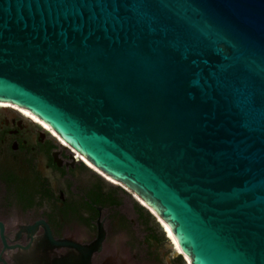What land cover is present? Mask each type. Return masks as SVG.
<instances>
[{
    "label": "water",
    "instance_id": "water-1",
    "mask_svg": "<svg viewBox=\"0 0 264 264\" xmlns=\"http://www.w3.org/2000/svg\"><path fill=\"white\" fill-rule=\"evenodd\" d=\"M0 101L140 198L191 264H264V0H0ZM103 235L17 264H90Z\"/></svg>",
    "mask_w": 264,
    "mask_h": 264
},
{
    "label": "flooded vegetation",
    "instance_id": "flooded-vegetation-1",
    "mask_svg": "<svg viewBox=\"0 0 264 264\" xmlns=\"http://www.w3.org/2000/svg\"><path fill=\"white\" fill-rule=\"evenodd\" d=\"M19 114L30 117L39 123V127L28 123ZM41 123L44 122L25 109L0 101V264H17L22 248L35 241L46 247L64 239L80 246H90L98 238L100 229L104 232L103 240L100 250L92 253L90 264H102L112 250L128 253L136 264L179 263L178 257L172 254L167 257L166 246L157 243L158 235L150 227L142 240L144 244L154 240L158 245L156 248L146 251L140 248L131 253L127 249V240L123 241L126 245L123 250L117 247L121 227L129 225L125 216L116 215L120 199L113 190L86 174L67 153V150L73 153L75 150ZM52 136L61 146L53 141ZM79 155V161L105 179L97 168L89 166ZM109 179L105 180L123 186ZM163 227L168 234L164 224ZM170 240L173 242L171 247L179 250L171 237ZM65 252L63 246L53 245L47 249V257L42 259L52 262Z\"/></svg>",
    "mask_w": 264,
    "mask_h": 264
},
{
    "label": "rangeland",
    "instance_id": "rangeland-1",
    "mask_svg": "<svg viewBox=\"0 0 264 264\" xmlns=\"http://www.w3.org/2000/svg\"><path fill=\"white\" fill-rule=\"evenodd\" d=\"M27 122L30 123L29 121ZM67 151H68L67 153L69 154L70 150H67ZM76 164L79 165L81 169L86 171V174L90 175L91 177H95L97 180H99L102 184H104L107 188H109L110 191L113 190L116 196L120 199L119 206H117L115 209L116 215L121 214L125 216L127 218V221H129V225L124 228L121 227L120 229V232H119L120 238H118V241H117V247L119 249L123 250L126 247V245L123 242L125 240L129 242L128 243L129 247H127V249L131 251V253L137 252V250L140 248H142V250H145V251L150 250L152 247L156 248V246L158 245L155 244L154 240L147 244H144L142 240V238L145 236V231L148 229L147 227H150L152 228L154 233L158 235L157 243H159L161 246H163V244L166 246V251L169 252L167 257L170 254H172V247L166 241V238L162 230L159 227V225H161L160 222L157 220L156 217L153 218L151 216V213L147 209L141 207V205L134 199L133 195L131 194L129 190H127L123 186L113 185L109 183L108 181L103 179L101 176L96 175L95 172H92L89 169H87L79 160L76 161ZM129 210L131 213L130 214L126 213ZM156 221L159 223V225L156 223ZM178 258L180 259V262L177 264H185V262L183 261L181 257L178 256ZM148 264H157V263L148 262Z\"/></svg>",
    "mask_w": 264,
    "mask_h": 264
},
{
    "label": "bare ground",
    "instance_id": "bare-ground-1",
    "mask_svg": "<svg viewBox=\"0 0 264 264\" xmlns=\"http://www.w3.org/2000/svg\"><path fill=\"white\" fill-rule=\"evenodd\" d=\"M26 110V109H25ZM26 111H28V110H26ZM29 112V111H28ZM35 116V115H34ZM27 117V116H26ZM30 118V117H29ZM39 124V123H38ZM41 125H43V127H49L48 125H45V123H41ZM47 132H49V131H47ZM53 137V136H52ZM54 138V137H53ZM69 145V144H68ZM70 146V145H69ZM70 153H72V155L75 157V159L78 161L79 159L77 158V154L79 155V153H77L76 151H75V153H73V152H71L70 151ZM79 157H81V155H79ZM81 159H84L85 161H86V163L89 165V166H91V167H93L94 169H96V167L91 163V162H89L86 158H84V157H81ZM82 162V161H81ZM83 163V162H82ZM83 164H85V163H83ZM86 167H87V165H85ZM87 168H89V167H87ZM90 169V168H89ZM98 171H99V173H101V175H104L105 176V179H109V178H111V177H109L108 175H106V174H104L103 172H101L99 169H98ZM109 181H113V183H115V182H118V181H116L115 179H113V178H111V179H109ZM119 184H121L120 182H118ZM122 185V184H121ZM125 187V186H124ZM126 188V187H125ZM127 189V188H126ZM129 190V189H128ZM130 191V190H129ZM131 192V191H130ZM136 196V195H135ZM133 197H134V195H133ZM137 197V196H136ZM134 199L139 203V201L138 200H140V202L143 204V205H145V206H147L140 198H138L137 197V199L134 197ZM141 205V204H140ZM142 205V206H143ZM145 206H143V207H145ZM148 207V206H147ZM150 210H152L150 207H148ZM153 211V210H152ZM153 213L155 214V212L153 211ZM156 215V214H155ZM157 216V215H156ZM158 218H159V216H157ZM159 220L162 222V227H163V224L165 225V227L167 228V231H168V234H167V232L165 231V234H167L168 235V237L170 236L171 238H172V240L173 241H175L174 243H175V246H177L178 248H179V250H177V251H180V253H181V255H182V258L184 259V262H185V264H191V261H190V259L181 251V249H180V247L178 246V244H177V242H176V240H175V237H174V235L172 234V232H171V230L169 229V227L167 226V224L163 221V220H161L160 218H159ZM162 229H165L164 227L162 228ZM170 237H169V240H170ZM71 243L69 240H67L66 241V243ZM171 243H173V242H171V240H170V245H171ZM31 246H34V242L33 243H31L30 244ZM30 245H28V246H30ZM27 246V247H28ZM26 247V248H27ZM65 249H66V246H65V244H64V246H63ZM173 249H176V248H174V247H172ZM23 250H25V249H23L22 248V251ZM24 252V251H23ZM189 262V263H188Z\"/></svg>",
    "mask_w": 264,
    "mask_h": 264
}]
</instances>
